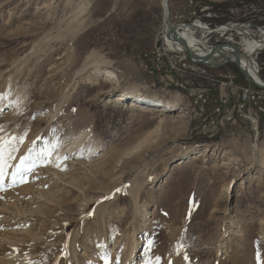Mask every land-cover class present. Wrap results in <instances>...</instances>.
Returning <instances> with one entry per match:
<instances>
[{
	"label": "rangeland",
	"instance_id": "1",
	"mask_svg": "<svg viewBox=\"0 0 264 264\" xmlns=\"http://www.w3.org/2000/svg\"><path fill=\"white\" fill-rule=\"evenodd\" d=\"M198 1L219 16H204L209 24L264 27V0ZM164 27L161 0H0V94L9 97V78L20 97L16 112L0 106V136L27 132L0 188V264H264V113L258 137L236 110L232 124L220 113L202 131L195 90H207L208 112L226 111L249 80L232 63L173 69L157 55ZM258 59L264 78V51ZM102 66L120 83L99 76ZM222 72L232 86L221 87ZM121 92L179 110L108 102ZM70 135L84 141L55 160Z\"/></svg>",
	"mask_w": 264,
	"mask_h": 264
},
{
	"label": "built area",
	"instance_id": "2",
	"mask_svg": "<svg viewBox=\"0 0 264 264\" xmlns=\"http://www.w3.org/2000/svg\"><path fill=\"white\" fill-rule=\"evenodd\" d=\"M208 9H211L212 11H210L208 15H205L204 12ZM214 11H215L214 6L204 7L203 4H200L198 10L194 9V11L192 12V17L189 18V20L186 21L185 19H183L182 15L177 16L179 17V22L177 23L193 22L194 24H196L197 22H204L207 25L213 27L212 30L202 32L201 35H198V33H196L197 38L201 40L200 44L205 48V50H202L200 46H196L197 50H199V53L204 56H207L209 54L208 50L216 44L230 41V42L238 43L241 46L240 43L243 42V38H242V41L236 40L237 33L230 32L229 30H226L223 27V25H227V24H240V23H235L233 21L228 20L226 22H220L215 25H212V24L205 22L204 16L219 18L218 14ZM172 20H174L173 17H172ZM242 24L244 25V29L249 30L252 33H255L254 31L255 30L258 31L259 29L260 30L259 36L258 34L256 33L255 34L257 37H262L261 28H259V25L257 23L250 20ZM252 33L251 34L249 33L248 36L254 37ZM161 38H162L161 44L158 47V53H157L158 59H160L161 56H166L171 62L173 61H175L176 63L179 62V64L173 65V69H177L179 70V72L184 74V73H187V70L191 72V71H197L198 69L202 67H210L208 64H203V63H199L198 61H194L193 58H191L187 52H184L182 50V48L181 50L176 49L173 45H171L169 39L165 35L161 36ZM263 51H264V46L258 47L254 51L253 56H252L253 58H252L251 68L256 74L260 76H261L262 65L258 59V56ZM234 53H235V50L233 48H229L228 54L233 58H234V55H233ZM218 56H219L218 59H220L221 55H218ZM212 67H216L219 69V67L214 66V65H212ZM203 70L205 71V69ZM222 73H224V74H221L224 77V79L219 80L221 87L232 86L233 80L235 79V75H233L231 72H222ZM203 88L204 87L197 88V89H200L199 92H196L195 90V96L193 99V108L197 111V109L195 108L197 106L199 109V111H197L196 114L203 117V123L201 124L202 131H204L205 133H209L211 131V128L213 127V124H216L218 122L220 113H222L223 120L225 122L232 124V120L234 118V113L236 110L237 113H244V116L251 119L253 124L254 122L256 123L253 128L255 130L256 136L258 137L259 131H260L259 130L260 117H261V114L264 113V89L263 88L257 87L256 85L251 84V83L241 84L240 86L237 87L239 91V100L237 103H234L231 106V108L226 111L224 109L222 111L221 107H217L212 112H208L206 110L205 106L208 102L209 95H208L207 90ZM191 90L194 91L192 88ZM223 101L224 103H226L228 101V98H223ZM249 104H254V106L252 108H249ZM185 109L190 111L189 107L187 106L185 107ZM215 113L218 114L217 117H215Z\"/></svg>",
	"mask_w": 264,
	"mask_h": 264
},
{
	"label": "bare ground",
	"instance_id": "3",
	"mask_svg": "<svg viewBox=\"0 0 264 264\" xmlns=\"http://www.w3.org/2000/svg\"><path fill=\"white\" fill-rule=\"evenodd\" d=\"M164 3H165L164 0H161L162 13H163V21L165 23V27H164L163 32H164V35H165V30H166V27H167V24L168 23H167V20H166L167 8H166V6H165ZM168 3H169V8H170V18L172 19L173 12L171 14V9H172L171 0H169ZM86 6H87V3L86 2L83 3L80 6V8H79V12L80 13H83L86 10ZM206 25L207 24L204 23V22H197L193 26H188V27H185V28L180 29V31H179L180 33H177V35H178L179 38H184V39H186V40H188L190 42H193V43L196 42L195 44H197V46H199L200 43H201V40H199L197 38V36H196L197 31L198 30H201V32H205V31H209V30H212L213 29V27L207 25L208 27H210V28H208V27H206ZM223 27H224V29L229 30L230 32H233V33L235 32V33H237V34H239V35L242 36L243 42L240 43V44H241L243 50L246 53V56H244L242 58V60H243V66L246 69L249 68L248 70L250 71L251 74H253V76L255 77V79L258 82L264 83L263 78L260 75L256 74L253 71V69L251 68L252 67L251 66L252 65V58H253L252 56H253L254 51L258 47L264 46V28L261 29V36L262 37H257L255 33H252L249 30L244 29V25L241 24V23L240 24H227V25H223ZM163 32H162V34H163ZM249 33L250 34L252 33V35H254V37L248 36ZM169 41H170L171 45H173L176 49L181 50V47H180V45L178 43L176 44V43L172 42L171 40H169ZM226 50H227V54H228L229 48H227ZM218 55H221V54L218 53L217 56ZM247 56H248V58H247ZM95 60H96L97 64H99V65H104V63L106 62L104 60V58H102V57H100L98 55L95 56ZM193 60L194 61H197L196 58H193ZM96 73L99 76H102L103 79L105 81L109 82V83H113V82L116 83V84H119L120 83V79H119L118 75L114 71L110 70L109 68L107 69V68H104L102 66L101 68H98L97 69ZM5 80H6V85H9V90H10L9 93H8L9 97L0 99V106L2 107V106H4V104L5 105L9 104L11 106L10 107L11 110L16 112L17 111V108H18L17 101L20 99V97L16 93V90L14 88L15 84H12V82H11V80L9 78H6ZM128 93L129 92H121V93H118L117 95H114L112 97H109L108 102H110V103L111 102H119V103L126 102L127 103L126 106L129 104V107L130 108L140 107V108L150 109V110H153L154 112L161 113L162 115H165V116L166 115H169V114H172V113H175V112H177L179 110L178 107H175L176 106L175 105V101H173V102L172 101L171 102H169V101L165 102V101H159V100H157V103H154L153 102V104H154L153 106H151L152 105L151 102H147L146 103V104H148L147 107L140 106V103H139L138 99H136V97H134V95H131L130 96ZM140 100H142V99H140ZM150 107H152V108H150ZM186 113H188V112H186ZM165 119L166 118L164 117L162 120L164 121ZM68 138H69L68 140H70L68 142L69 143V146H66V147L63 146L59 150V152L56 153L55 158H54L55 160H56L57 157H60V156L64 155L65 154V151H67V150L70 151L71 149L77 147V145H79V143H80V142H78L79 139H82V142L84 141V138H82V135L77 136V138H71V135H70V137H68ZM87 147L88 146H85V145H83L82 147H80L81 148V152L85 150L84 151V153H85L86 150H88ZM75 151H73V152L75 153ZM73 152H70L71 155L74 154ZM87 152H86V154L89 153V152L88 153ZM197 154H199V155H197ZM261 154H262L261 155V161H262V164L264 165V149H262V153ZM202 155H203V152H198V153H195L194 156L197 159L198 157H201ZM5 162H6V166L4 167V170H3V179L0 180V188L3 187L2 185H5L6 184V182H7V176H11L13 174L12 173L13 172V169H12L13 167L12 166H11L12 168L9 167L10 166V163H9V160L7 159V154H5ZM19 162H21V161H19ZM27 167H29V166H27ZM87 204H88L87 202L84 203V204L83 203L81 204V207H82L83 210L86 208ZM6 205H7V203H6ZM118 243H119L118 240L115 241V248L119 247L117 245ZM8 255L9 256H13V254H8ZM130 256H133V251L130 252V254L128 255V257H130Z\"/></svg>",
	"mask_w": 264,
	"mask_h": 264
},
{
	"label": "water",
	"instance_id": "4",
	"mask_svg": "<svg viewBox=\"0 0 264 264\" xmlns=\"http://www.w3.org/2000/svg\"><path fill=\"white\" fill-rule=\"evenodd\" d=\"M164 4L167 8V27L165 30V36L171 40L174 43H178L182 50L184 52H187L191 58H196L199 63L208 64V65H215V66H221L227 63H233L237 66V68L240 70V72L254 85L263 88L264 89V83L258 82L253 74L250 73L248 69H246L243 66V60L242 58L246 56L245 51L242 49V47L235 42H223L220 44H216L212 46L208 52L209 54L207 56H204L199 53V50H197V44L196 42H190L184 38H179L177 33H180V29L193 26V22H185V23H173L172 19L170 18V8H169V0H164ZM259 28H262L259 26ZM202 50H205V48L200 44L199 45ZM227 48H233L235 50L234 58L231 57L229 54H227ZM221 54L220 59L217 54ZM248 58V56H247Z\"/></svg>",
	"mask_w": 264,
	"mask_h": 264
},
{
	"label": "snow or ice",
	"instance_id": "5",
	"mask_svg": "<svg viewBox=\"0 0 264 264\" xmlns=\"http://www.w3.org/2000/svg\"><path fill=\"white\" fill-rule=\"evenodd\" d=\"M5 94H0V99L4 98ZM2 126H0V131H2ZM27 136V132L24 133L23 136L20 137H16V136H12V137H3L0 136V180L3 179V170L4 167L6 166V162H5V154H7L9 159L14 158L13 157V153L16 152L18 150V146L19 143H22L24 138ZM51 153H47L44 158L47 159L48 156H50ZM29 159H31V150L29 152V155L24 156L21 158V163L18 166V168H23L25 166V162L28 161ZM13 178H15L16 173H13ZM153 243V241H149V244L151 245ZM180 248L183 247V245H179ZM259 255V254H258ZM185 259H187V255L185 254ZM161 258L160 257H156V262L157 264H159ZM104 261L105 264H111V258L108 255L104 256Z\"/></svg>",
	"mask_w": 264,
	"mask_h": 264
},
{
	"label": "crops",
	"instance_id": "6",
	"mask_svg": "<svg viewBox=\"0 0 264 264\" xmlns=\"http://www.w3.org/2000/svg\"><path fill=\"white\" fill-rule=\"evenodd\" d=\"M184 0H171V4L174 6V14L175 16H179V14L183 16H187L188 11L185 9V6L188 5L187 1L183 2ZM190 9H198L199 1L198 0H190ZM177 21H179V17H176Z\"/></svg>",
	"mask_w": 264,
	"mask_h": 264
},
{
	"label": "trees",
	"instance_id": "7",
	"mask_svg": "<svg viewBox=\"0 0 264 264\" xmlns=\"http://www.w3.org/2000/svg\"><path fill=\"white\" fill-rule=\"evenodd\" d=\"M244 78V77H243ZM245 79V78H244ZM246 81H247V79H246Z\"/></svg>",
	"mask_w": 264,
	"mask_h": 264
}]
</instances>
